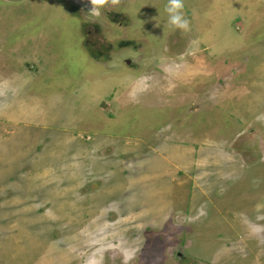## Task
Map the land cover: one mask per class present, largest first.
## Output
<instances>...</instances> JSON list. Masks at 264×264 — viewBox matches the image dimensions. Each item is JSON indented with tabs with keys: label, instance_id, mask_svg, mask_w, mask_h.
<instances>
[{
	"label": "rangeland",
	"instance_id": "obj_1",
	"mask_svg": "<svg viewBox=\"0 0 264 264\" xmlns=\"http://www.w3.org/2000/svg\"><path fill=\"white\" fill-rule=\"evenodd\" d=\"M166 2L0 0V264H264V0Z\"/></svg>",
	"mask_w": 264,
	"mask_h": 264
},
{
	"label": "clouds",
	"instance_id": "obj_2",
	"mask_svg": "<svg viewBox=\"0 0 264 264\" xmlns=\"http://www.w3.org/2000/svg\"><path fill=\"white\" fill-rule=\"evenodd\" d=\"M88 3L90 8L87 15L99 17L103 9L115 8L121 4V0H88ZM184 8V0H167L164 5V12L167 15L166 26L172 31L179 30L182 34L191 31V21L186 17Z\"/></svg>",
	"mask_w": 264,
	"mask_h": 264
},
{
	"label": "flooded vegetation",
	"instance_id": "obj_3",
	"mask_svg": "<svg viewBox=\"0 0 264 264\" xmlns=\"http://www.w3.org/2000/svg\"><path fill=\"white\" fill-rule=\"evenodd\" d=\"M86 10V9H85ZM70 11V10H69ZM82 11H83V9H82ZM84 12V11H83ZM87 12H88V10H87ZM109 9L106 7L105 9H103L102 10V13H101V15H102V17H106V18H103L104 19V23H105V21H106V19H107V23L106 24H110V23H115V22H117V24H119V26L122 24L121 23V21H120V17L121 16H123L122 15V13H112V15H109ZM83 15H86V14H83ZM100 15V16H101ZM115 16H120L119 17V19H115L114 17ZM84 17V16H83ZM94 18H96V17H94ZM98 19V18H97ZM98 23L99 22H101L102 21V19L100 20V19H98V20H96ZM120 21V22H119ZM101 23H103V22H101ZM82 26H83V31H84V35H83V41H84V43L86 44V43H90V41L92 40V43H94V41L95 40H93V38H95L96 37V34H99L100 33V29H99V27L97 26V23L95 22V23H92V20L90 21V20H83L82 21ZM128 26H127V23L126 22H124L123 23V25L122 26H120L118 29L119 30H122L123 28H127ZM114 33H118V34H122V38H125L126 36L125 35H123L124 33H126V32H124L123 30L120 32V31H117L116 29H113L112 30ZM126 34H128V33H126ZM103 38H104V36H102ZM113 38H117V40H115V41H111V44L113 43V45H114V43H121V42H124V40H122V38L120 39V36H116V35H113ZM123 43H121V45H122ZM113 45H111V50H113V51H115V49H114V47H113ZM119 45V44H118ZM105 49V48H104ZM93 53H95V52H93ZM92 53V54H93ZM103 54V53H102ZM108 54V55H107ZM104 55V57L105 56H107V57H105L104 59H107L108 58V60H110L112 57L110 56V54L109 53H104L103 54ZM127 60H128V62H129V64H132L133 62L131 61V59H125V62L127 63Z\"/></svg>",
	"mask_w": 264,
	"mask_h": 264
}]
</instances>
